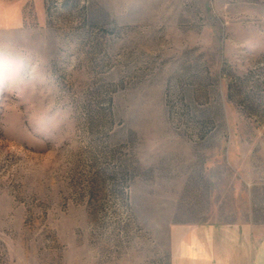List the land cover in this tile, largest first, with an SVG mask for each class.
Here are the masks:
<instances>
[{
  "label": "rangeland",
  "instance_id": "1",
  "mask_svg": "<svg viewBox=\"0 0 264 264\" xmlns=\"http://www.w3.org/2000/svg\"><path fill=\"white\" fill-rule=\"evenodd\" d=\"M210 222L264 242V0H0V264H178Z\"/></svg>",
  "mask_w": 264,
  "mask_h": 264
},
{
  "label": "crops",
  "instance_id": "2",
  "mask_svg": "<svg viewBox=\"0 0 264 264\" xmlns=\"http://www.w3.org/2000/svg\"><path fill=\"white\" fill-rule=\"evenodd\" d=\"M177 257L178 264H264V242L238 224H195L180 237Z\"/></svg>",
  "mask_w": 264,
  "mask_h": 264
}]
</instances>
